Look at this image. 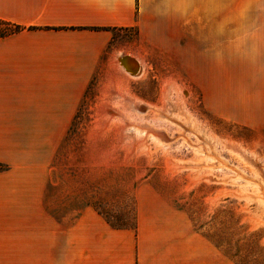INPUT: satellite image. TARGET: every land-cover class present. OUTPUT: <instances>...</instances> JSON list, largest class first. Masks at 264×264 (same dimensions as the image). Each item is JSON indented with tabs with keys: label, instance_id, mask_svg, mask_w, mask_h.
Segmentation results:
<instances>
[{
	"label": "rangeland",
	"instance_id": "rangeland-1",
	"mask_svg": "<svg viewBox=\"0 0 264 264\" xmlns=\"http://www.w3.org/2000/svg\"><path fill=\"white\" fill-rule=\"evenodd\" d=\"M116 46L141 63L137 76L116 63L117 91L143 113L95 78L63 127L44 207L60 219L63 264L78 226L117 231L106 245L182 240L223 264H264V0H192L189 30L114 29ZM115 111L152 127L142 145H126L140 137ZM84 211L95 221L77 222Z\"/></svg>",
	"mask_w": 264,
	"mask_h": 264
},
{
	"label": "crops",
	"instance_id": "crops-1",
	"mask_svg": "<svg viewBox=\"0 0 264 264\" xmlns=\"http://www.w3.org/2000/svg\"><path fill=\"white\" fill-rule=\"evenodd\" d=\"M191 4L0 0V19L23 26L0 38V163L8 167L0 171V264H63L60 219L44 208L63 127L72 123L93 79H101L98 86L115 87L112 94L123 89V72L117 67L123 52L121 46L110 47L112 30L160 24L189 30ZM77 220L88 225L95 218L84 211ZM32 223L38 225L32 228ZM77 229L72 231V264H223L222 252L214 246L170 240L121 247L104 241L120 235L117 231L87 230L79 236Z\"/></svg>",
	"mask_w": 264,
	"mask_h": 264
},
{
	"label": "bare ground",
	"instance_id": "bare-ground-1",
	"mask_svg": "<svg viewBox=\"0 0 264 264\" xmlns=\"http://www.w3.org/2000/svg\"><path fill=\"white\" fill-rule=\"evenodd\" d=\"M118 64L120 66V69H122L123 72L129 73L130 75H139V73L141 72V63L139 62V60L132 55H127L126 53H121L118 58H117ZM121 91H116V96L120 97L122 100H124L126 102V105L128 107V109H131L132 111L138 113V114H142L143 113V107L141 106V108H139L140 110H137L139 106V103L137 102V100H135L134 98L131 97H124V95L122 94ZM168 93V90L165 91V97ZM167 99V97H166ZM174 108H178L177 105H173L171 104ZM137 106V107H136ZM166 107V105H165ZM109 111H111V109H109ZM111 114L113 113L110 112ZM118 117L119 121L121 122V130H125L127 126H130L132 130H134L135 132H138V138L137 142L135 141V143L133 142L132 138L131 140H129L128 143H126V145L128 147H131L133 145H142V141H144V137H146V135H148V133H150L151 130V126L145 122H138V123H133V122H128L126 121L125 116H123L121 113L119 112H114ZM120 133L122 134V131H120ZM154 134H156L155 131H153ZM235 150L238 151V148L232 146Z\"/></svg>",
	"mask_w": 264,
	"mask_h": 264
},
{
	"label": "trees",
	"instance_id": "trees-1",
	"mask_svg": "<svg viewBox=\"0 0 264 264\" xmlns=\"http://www.w3.org/2000/svg\"><path fill=\"white\" fill-rule=\"evenodd\" d=\"M23 29V26L17 23L0 19V38L15 34ZM3 165L0 163V171Z\"/></svg>",
	"mask_w": 264,
	"mask_h": 264
}]
</instances>
